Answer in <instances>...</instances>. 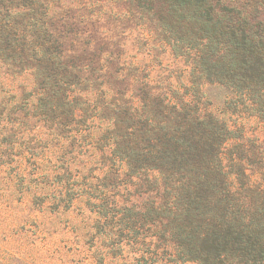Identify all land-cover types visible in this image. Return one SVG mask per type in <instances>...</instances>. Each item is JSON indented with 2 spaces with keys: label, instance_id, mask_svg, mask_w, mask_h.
<instances>
[{
  "label": "rangeland",
  "instance_id": "rangeland-1",
  "mask_svg": "<svg viewBox=\"0 0 264 264\" xmlns=\"http://www.w3.org/2000/svg\"><path fill=\"white\" fill-rule=\"evenodd\" d=\"M147 12L130 0H0L2 249L34 264H221L180 258L158 216L144 215L155 189L111 175L110 126L91 119L97 88L193 92L203 75L192 53L141 26ZM231 90L204 85L202 106L234 130L237 153L264 142V120Z\"/></svg>",
  "mask_w": 264,
  "mask_h": 264
},
{
  "label": "trees",
  "instance_id": "trees-1",
  "mask_svg": "<svg viewBox=\"0 0 264 264\" xmlns=\"http://www.w3.org/2000/svg\"><path fill=\"white\" fill-rule=\"evenodd\" d=\"M137 1L150 11L141 26L184 47L182 55L192 53L203 75L190 79L193 92L126 90L119 96L97 88L86 94L96 104L92 121L110 126L105 138L116 164L109 171L128 172L155 189L144 215L158 216L182 260L220 256L221 264H264V142L230 151L237 136L205 110L201 92L206 84L230 86L257 103L264 120V0L130 3ZM252 157L257 168L247 173L244 163ZM0 264L34 263L0 246Z\"/></svg>",
  "mask_w": 264,
  "mask_h": 264
}]
</instances>
